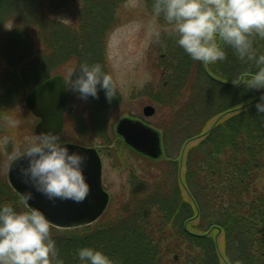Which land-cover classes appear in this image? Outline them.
Segmentation results:
<instances>
[{
    "label": "trees",
    "instance_id": "obj_1",
    "mask_svg": "<svg viewBox=\"0 0 264 264\" xmlns=\"http://www.w3.org/2000/svg\"><path fill=\"white\" fill-rule=\"evenodd\" d=\"M123 2L0 0V138L26 94L66 65L100 63L109 73L106 42ZM152 2L145 0L150 11ZM72 8L73 23L57 18ZM259 43L264 52V41ZM157 45L165 77L153 102L170 110L160 124L166 157H143L144 172L131 173L128 194L96 223L52 226L59 254L65 264H79L75 253L85 246L103 250L115 264H264V117L255 107L264 90L232 82L255 66L226 47L225 61L207 64L211 76L174 39L162 34ZM69 93L71 102L79 95L71 82ZM121 100L119 91L111 102L103 90L89 97L91 121L83 113L72 115L69 107L66 119L78 131L74 141L95 146L88 131L106 130L111 108ZM108 133L102 143L112 138ZM192 141L181 164L182 148ZM21 197L4 175L0 150V205L22 209Z\"/></svg>",
    "mask_w": 264,
    "mask_h": 264
},
{
    "label": "clouds",
    "instance_id": "obj_2",
    "mask_svg": "<svg viewBox=\"0 0 264 264\" xmlns=\"http://www.w3.org/2000/svg\"><path fill=\"white\" fill-rule=\"evenodd\" d=\"M154 23L149 35L159 41L162 34L174 39L192 60L216 64L227 59L231 48L243 63L255 66L251 74L232 80L247 90H264V0H153ZM165 22L159 23L160 19ZM78 73V75H77ZM71 88L82 99L98 98L103 90L109 102L118 87L100 63H83L69 70ZM75 78L73 79V77ZM257 114L264 117V91L256 102ZM12 127L19 121L8 119ZM19 163L23 182L51 201L83 202L90 194L84 167L87 155L70 151L51 132L26 138L25 146L12 157ZM32 192L19 205H0V264H65L52 237V224L45 212L31 207ZM79 264H115L103 250L80 247L75 253Z\"/></svg>",
    "mask_w": 264,
    "mask_h": 264
},
{
    "label": "rangeland",
    "instance_id": "obj_3",
    "mask_svg": "<svg viewBox=\"0 0 264 264\" xmlns=\"http://www.w3.org/2000/svg\"><path fill=\"white\" fill-rule=\"evenodd\" d=\"M74 9L59 14L57 18L68 24L73 23L77 18V12ZM116 17L117 25L107 37L106 59L108 72L117 84L123 100L111 108L106 130L103 127L101 134L88 131V137L92 141H96L95 146L74 141L77 140L73 138H76L78 131L74 128L76 126L71 124L69 118L65 119L63 132L56 136L62 144L73 143L98 149L103 162V185L110 194L111 207L115 206L122 196L128 194L131 173L141 174L148 165V161L143 156L126 146L124 148L122 143L120 145L114 143L118 121L124 116L143 117L144 107L151 104L156 107V113L145 120L163 134L160 124L162 119L166 118V111L170 113V110L162 109L153 102L156 92L164 83L165 75L159 63L161 52L157 49V41L149 35V26L154 23V19L145 0H125L119 6ZM14 24L10 22L8 27L12 28ZM164 56L163 54L162 57ZM70 69L77 70V67L70 63L58 73L64 75L68 83L72 80L69 76ZM108 111L105 110V113ZM70 112L72 115L79 114V116L83 113L81 117L91 121L89 101L82 99L78 94L74 96V101H70ZM9 119L18 120L19 123L16 127L8 125V133L0 138L4 175H6L8 183V170L13 162L11 157L18 150H22L26 138L37 136L35 126L39 122V119L31 113L25 103L14 109ZM107 130L112 138L105 144L102 143L104 141L102 136H105ZM183 175L184 169L183 173L181 172L182 177Z\"/></svg>",
    "mask_w": 264,
    "mask_h": 264
},
{
    "label": "water",
    "instance_id": "obj_4",
    "mask_svg": "<svg viewBox=\"0 0 264 264\" xmlns=\"http://www.w3.org/2000/svg\"><path fill=\"white\" fill-rule=\"evenodd\" d=\"M25 103L31 113L39 118L35 126L36 135L51 132L59 135L65 126V113L69 104L67 79L56 74L33 87L25 97ZM146 117L156 113V108L147 105L143 109ZM116 131L127 146L134 151L152 159L159 160L164 156L161 132L141 119L129 116L120 119ZM66 144L70 151L87 155L84 167L86 179L90 184L89 196L80 203L72 200L51 201L45 195L25 184L19 174V163L12 162L8 170V178L13 189L22 197L32 192L29 200L31 207L45 212L52 226L62 229H73L88 226L98 221L107 210L110 194L103 185V163L98 150L79 144ZM185 149V148H184Z\"/></svg>",
    "mask_w": 264,
    "mask_h": 264
}]
</instances>
